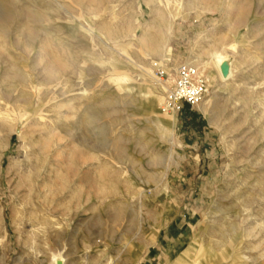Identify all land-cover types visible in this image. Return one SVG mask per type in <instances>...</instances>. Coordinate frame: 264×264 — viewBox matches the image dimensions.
<instances>
[{
    "label": "rangeland",
    "instance_id": "rangeland-1",
    "mask_svg": "<svg viewBox=\"0 0 264 264\" xmlns=\"http://www.w3.org/2000/svg\"><path fill=\"white\" fill-rule=\"evenodd\" d=\"M182 3L0 0V264H264V0ZM182 64L209 92L169 113Z\"/></svg>",
    "mask_w": 264,
    "mask_h": 264
},
{
    "label": "bare ground",
    "instance_id": "bare-ground-1",
    "mask_svg": "<svg viewBox=\"0 0 264 264\" xmlns=\"http://www.w3.org/2000/svg\"><path fill=\"white\" fill-rule=\"evenodd\" d=\"M146 3H150V4H153L161 9H158L156 11H153V15H154V18H153V21L156 19V18H162V19H165V16H164V13H165V9H169L170 7H174L175 9L178 10L179 12V9L181 7H183V0H144ZM235 1V0H234ZM185 2V0H184ZM195 2V1H193ZM201 2V1H200ZM198 2V3H200ZM238 2V1H237ZM181 12V11H180ZM179 12V13H180ZM35 16V15H34ZM33 16V17H34ZM177 17V16H176ZM13 16L10 14V15H7V16H4V15H0V27L2 29H5L8 25V21L10 19H12ZM90 20V19H89ZM90 23V22H89ZM168 30H170V28L168 27L167 28ZM147 34V33H146ZM213 35L214 33L211 32L207 37H206V42H211L213 40ZM234 37V36H233ZM33 38V37H32ZM235 39V37H234ZM148 40V38L146 36L143 37V41L146 42ZM149 41V40H148ZM236 43V41H232V43H228V44H225V45H222L221 47H218V46H213V48L209 51V56H210V60L213 62V65L215 66V69H216V74L221 77V78H226L228 76H230L232 73H233V63L230 62V56H229V53H228V48H232L233 46ZM30 47V46H29ZM30 50V49H29ZM26 55V54H25ZM260 58V57H259ZM258 60V59H257ZM202 66V72L204 73V70H205V67L204 65H201ZM171 79V78H170ZM122 81H125L126 79H121ZM176 79L172 82H169L168 83H172L170 84L169 86L167 87H172L173 84L175 83ZM144 86V85H143ZM247 91V90H246ZM144 93V92H143ZM65 94V93H63ZM145 97L147 95V93L145 92L144 93ZM61 96V95H60ZM142 97V96H141ZM63 99V98H62ZM165 101V100H164ZM164 104V102H163ZM43 105V104H41ZM40 106V105H39ZM21 119V118H20ZM27 119V118H26ZM30 119V118H29ZM90 120V119H89ZM49 121H45L43 123V125L41 126V129L39 130L41 133H47V134H50L51 131L49 129ZM163 122L158 118V124H162ZM162 126V125H161ZM163 127V126H162ZM165 127V126H164ZM56 129V128H55ZM17 130V133L18 135H20L22 138L25 137V135L23 134V132H21L19 128L16 129ZM49 136V135H48ZM52 138V137H51ZM26 139V138H25ZM51 141V140H50ZM25 143V142H24ZM49 143V141H48ZM51 143V142H50ZM47 145L44 144L43 146H41L42 149L45 148V146ZM51 145V144H49ZM27 146L30 147V143L27 142ZM55 147V146H54ZM31 148V147H30ZM52 148V147H51ZM41 149V150H42ZM60 152V151H59ZM56 156V155H55ZM26 159H28L29 161V170H28V190H29V195L30 197L33 196V178L34 177H38V170L36 171V167H35V164L34 163H31V154L30 152H28L25 156ZM52 170V169H51ZM35 178V179H36ZM38 179V178H37ZM37 184V183H36ZM43 186V185H42ZM35 201V200H34ZM45 205V204H44ZM37 206V205H35ZM33 213V212H32ZM224 213V212H223ZM37 215V214H35ZM39 217V216H38ZM34 226V225H32ZM263 226V225H262ZM35 227V226H34ZM38 235V232L35 231V229H32L29 233V239H28V242L30 243H33L35 242V239ZM226 241V244L227 246H230L231 249H234L236 246H237V242L236 240H234V238L231 240V242H228ZM242 243V242H240ZM225 245V241L222 242L221 246H224ZM238 248V247H237ZM233 252V251H232ZM261 256V255H260ZM52 261H53V264H66V257L64 258V256L62 255V252H58L57 254L56 253H52ZM225 258L226 260L230 261V262H233L232 264H234L236 262V260L239 258H246V259H249V260H256V259H251L249 257H246L245 255H243L241 252H240V256L237 255V257H235L234 253H232V255H228V254H224L222 255L221 258ZM259 259H261L259 257ZM258 260V259H257ZM258 262V261H257ZM186 264H191V262H187ZM199 264H205L203 262H200ZM242 264H245V263H242Z\"/></svg>",
    "mask_w": 264,
    "mask_h": 264
},
{
    "label": "built area",
    "instance_id": "built-area-1",
    "mask_svg": "<svg viewBox=\"0 0 264 264\" xmlns=\"http://www.w3.org/2000/svg\"><path fill=\"white\" fill-rule=\"evenodd\" d=\"M163 76L164 72H160ZM190 64H182L176 71V81L167 91L163 109L169 113L179 112L187 104L198 106L209 92L208 80L199 75Z\"/></svg>",
    "mask_w": 264,
    "mask_h": 264
},
{
    "label": "crops",
    "instance_id": "crops-1",
    "mask_svg": "<svg viewBox=\"0 0 264 264\" xmlns=\"http://www.w3.org/2000/svg\"><path fill=\"white\" fill-rule=\"evenodd\" d=\"M186 110H191V107L189 106V105H187V104H185L183 107H182V110H181V112H185ZM175 117V116H174ZM175 120H176V118H175ZM186 126H187V124H186ZM186 144V146H190L188 143H185ZM191 144L192 145H196L195 143H193V142H191ZM177 264H179L178 262H177Z\"/></svg>",
    "mask_w": 264,
    "mask_h": 264
}]
</instances>
